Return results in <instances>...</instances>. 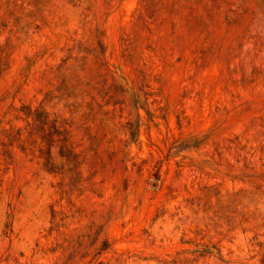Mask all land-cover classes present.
<instances>
[{
	"label": "rangeland",
	"instance_id": "374dc122",
	"mask_svg": "<svg viewBox=\"0 0 264 264\" xmlns=\"http://www.w3.org/2000/svg\"><path fill=\"white\" fill-rule=\"evenodd\" d=\"M0 264H264V0H0Z\"/></svg>",
	"mask_w": 264,
	"mask_h": 264
}]
</instances>
